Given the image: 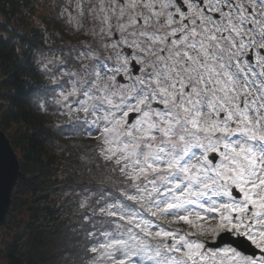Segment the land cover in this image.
<instances>
[{
	"label": "snow or ice",
	"instance_id": "1",
	"mask_svg": "<svg viewBox=\"0 0 264 264\" xmlns=\"http://www.w3.org/2000/svg\"><path fill=\"white\" fill-rule=\"evenodd\" d=\"M60 15L88 18L107 54L80 50L95 63L60 115L124 182L97 198L113 227L90 264H264V0H68Z\"/></svg>",
	"mask_w": 264,
	"mask_h": 264
},
{
	"label": "trees",
	"instance_id": "2",
	"mask_svg": "<svg viewBox=\"0 0 264 264\" xmlns=\"http://www.w3.org/2000/svg\"><path fill=\"white\" fill-rule=\"evenodd\" d=\"M67 3L0 0V129L20 165L0 227L5 264H90L89 249L103 239V228L88 206L103 203H97L103 188L124 187L98 156L97 141L73 131L56 104L71 87L65 82L75 80L66 73L84 39L60 15Z\"/></svg>",
	"mask_w": 264,
	"mask_h": 264
},
{
	"label": "water",
	"instance_id": "3",
	"mask_svg": "<svg viewBox=\"0 0 264 264\" xmlns=\"http://www.w3.org/2000/svg\"><path fill=\"white\" fill-rule=\"evenodd\" d=\"M135 74V73H134ZM118 80L122 81L121 76ZM135 115V114H131ZM20 176V165L16 153L14 152L6 134L0 129V227H4L7 222V216L11 211V195L16 187L18 177ZM226 239L236 240L229 233H221ZM243 243L241 247L249 256L261 255L250 242L245 238H240ZM209 246L215 247V243H206Z\"/></svg>",
	"mask_w": 264,
	"mask_h": 264
},
{
	"label": "rangeland",
	"instance_id": "4",
	"mask_svg": "<svg viewBox=\"0 0 264 264\" xmlns=\"http://www.w3.org/2000/svg\"><path fill=\"white\" fill-rule=\"evenodd\" d=\"M91 2L96 3V0H91ZM74 3H75V0H74ZM86 7H87V5H86ZM92 27H93V23L88 18H86L84 20V28H83L84 29V34H83L84 39H82L81 47L84 50H88L89 52H91V51H94L95 53L104 52L103 49H101L97 46L96 41L93 39L91 31H86V30H90ZM77 53H78V55H75V52L72 53L71 57L74 59L73 61L75 62V64H71L69 69H68V73H75L76 74L75 76H73L74 79L85 77V70L82 67V65H88L89 69H91L92 65L95 63V62H92L88 59H84L83 57H81V51L80 52L77 51ZM77 57H81V58L77 59ZM107 63L114 65L113 60H109V61H107ZM52 64H53V62H52ZM75 67H77V68H75ZM127 83H128V81H127ZM103 190H106L107 192L111 193L113 196L120 197V194H116L115 192L111 191L109 188L103 189ZM106 199H107V197H106ZM120 199H123V197H120ZM93 212H94L93 216H94V218H96L94 220L97 221L98 224H101V227L103 229H108V230L112 229L113 226L108 223V220L110 218L105 217L103 215H100L99 214V207L95 206L93 208ZM203 239H205V242H210V241H213L214 238L212 236H209V237H206ZM0 264H5L4 260L1 257H0Z\"/></svg>",
	"mask_w": 264,
	"mask_h": 264
}]
</instances>
